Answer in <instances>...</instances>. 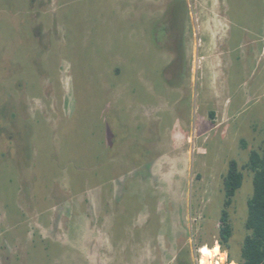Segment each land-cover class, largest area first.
<instances>
[{
    "label": "rangeland",
    "instance_id": "374dc122",
    "mask_svg": "<svg viewBox=\"0 0 264 264\" xmlns=\"http://www.w3.org/2000/svg\"><path fill=\"white\" fill-rule=\"evenodd\" d=\"M148 1L168 31L145 28V0H0V264H238L264 0ZM231 162L244 180L224 250Z\"/></svg>",
    "mask_w": 264,
    "mask_h": 264
},
{
    "label": "trees",
    "instance_id": "16d2710c",
    "mask_svg": "<svg viewBox=\"0 0 264 264\" xmlns=\"http://www.w3.org/2000/svg\"><path fill=\"white\" fill-rule=\"evenodd\" d=\"M244 168L253 173V194L247 201V218L240 260L238 264H264V142L262 152L251 151ZM244 175L236 162H231L224 177V204L220 216L218 243L224 250L233 236L229 209L233 199L243 185Z\"/></svg>",
    "mask_w": 264,
    "mask_h": 264
},
{
    "label": "flooded vegetation",
    "instance_id": "af4514ba",
    "mask_svg": "<svg viewBox=\"0 0 264 264\" xmlns=\"http://www.w3.org/2000/svg\"><path fill=\"white\" fill-rule=\"evenodd\" d=\"M145 1H146L147 9H148V11L144 13V18H143V24L145 28L149 31H152V33L153 32L155 33L160 28H162L163 31H166V30L168 31L170 27V23L166 21V18H164L165 15L163 14V17L161 18V16H159L158 9L157 10L154 9L150 12L149 1L148 0H145ZM153 4H156L155 0H153ZM156 5H159V4L157 3ZM178 28L179 30H177V28L175 29V33H174L175 37L174 39H172L174 55H176L175 57L176 62H180L183 59H185V54L183 50L184 48L183 36H184V33L186 32L185 23L184 25L183 23L182 25L180 23ZM151 42L156 43V41L153 38H151Z\"/></svg>",
    "mask_w": 264,
    "mask_h": 264
},
{
    "label": "built area",
    "instance_id": "2783aa9c",
    "mask_svg": "<svg viewBox=\"0 0 264 264\" xmlns=\"http://www.w3.org/2000/svg\"><path fill=\"white\" fill-rule=\"evenodd\" d=\"M200 251V250H199ZM224 262V263H223ZM233 262L229 263V264H232ZM199 264H201V260L199 261ZM214 264H227V255L225 256V259L224 261H221L220 260V256H216L215 257V261H214Z\"/></svg>",
    "mask_w": 264,
    "mask_h": 264
},
{
    "label": "bare ground",
    "instance_id": "6f19581e",
    "mask_svg": "<svg viewBox=\"0 0 264 264\" xmlns=\"http://www.w3.org/2000/svg\"><path fill=\"white\" fill-rule=\"evenodd\" d=\"M220 250V249H219ZM217 251V250H216ZM201 252V249H200V251H199V253ZM222 253V252H221ZM210 254V253H209ZM222 254H224V253H222ZM200 255H201V253H200ZM213 252H211V254L209 255L210 257L208 258V262H206V263H204V264H207V263H209V264H214V261H215V259H214V257H213ZM217 256H219V255H217ZM224 259H225V257H224ZM222 261V260H221ZM201 264H202V261H201Z\"/></svg>",
    "mask_w": 264,
    "mask_h": 264
},
{
    "label": "clouds",
    "instance_id": "9594fccd",
    "mask_svg": "<svg viewBox=\"0 0 264 264\" xmlns=\"http://www.w3.org/2000/svg\"><path fill=\"white\" fill-rule=\"evenodd\" d=\"M206 254L210 255L209 253H206Z\"/></svg>",
    "mask_w": 264,
    "mask_h": 264
}]
</instances>
